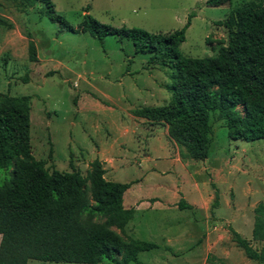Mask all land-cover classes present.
Masks as SVG:
<instances>
[{
    "label": "rangeland",
    "instance_id": "rangeland-1",
    "mask_svg": "<svg viewBox=\"0 0 264 264\" xmlns=\"http://www.w3.org/2000/svg\"><path fill=\"white\" fill-rule=\"evenodd\" d=\"M204 1L51 0L73 29L86 12L114 28L169 33L192 13L177 47L191 58L214 55L226 39L215 21L249 0L219 6ZM38 10L39 4L23 10L0 0V17L11 24L0 25V92L28 95L31 153L47 168L84 174L98 158L105 179L139 183L142 192L136 197L142 202L124 233L158 247L139 252L138 262L128 264H264L246 258L228 230L250 239L253 207L264 202V138L231 140L222 122L211 117L207 157H186L165 123L132 114L168 102V67L149 65L147 55L134 53L126 38L104 35L98 41L88 31H70L39 16ZM28 39L35 48L33 61ZM9 171L0 168V182ZM179 200L190 207L178 209ZM249 242L256 249L262 245ZM26 264L86 263L28 259Z\"/></svg>",
    "mask_w": 264,
    "mask_h": 264
},
{
    "label": "trees",
    "instance_id": "trees-1",
    "mask_svg": "<svg viewBox=\"0 0 264 264\" xmlns=\"http://www.w3.org/2000/svg\"><path fill=\"white\" fill-rule=\"evenodd\" d=\"M10 1L23 10L39 4V16L70 31H88L98 41L104 35L126 38L134 53L147 55L149 65L168 67V102L138 107L132 114L165 123L168 135L183 147L186 157H207L211 117L222 122L231 140L264 138V2L243 1L229 10L225 18L215 21L226 33L215 54L191 58L180 55L177 47L192 13L181 28L169 33L114 28L86 12L73 29L55 13L51 0ZM227 2L205 0L204 4ZM0 25L11 26L2 17ZM27 54L30 61L35 60L29 39ZM8 167L9 176L0 182V264H26L28 259L86 264L104 259L107 264H128L138 262L139 252L158 247L124 233L134 214L132 207L122 205L129 182L105 179L98 158L88 163L84 174L78 169L47 168L31 153L28 95L0 92V168ZM177 207L189 205L180 200ZM252 212L249 240L262 243L260 248L228 230L246 258L264 263V202H257Z\"/></svg>",
    "mask_w": 264,
    "mask_h": 264
},
{
    "label": "crops",
    "instance_id": "crops-1",
    "mask_svg": "<svg viewBox=\"0 0 264 264\" xmlns=\"http://www.w3.org/2000/svg\"><path fill=\"white\" fill-rule=\"evenodd\" d=\"M98 110H100V109H98ZM140 119H143V118H140ZM92 128H93V126H92ZM124 131H127V130H124ZM131 131H133V129ZM143 158L149 160L151 157H149V155H143ZM169 162L171 164H175L174 162L172 163V161H169ZM138 180H140V179H138ZM112 181H115V180H112ZM123 182H129V186L125 189V191L122 194V205L126 208L132 207L134 209V212H135L137 210V208L139 207V204L142 202L140 199H137L136 195L141 193L142 189L138 186V184H139L138 182H136V184L134 183V180L133 181H123ZM129 192H130L131 200L130 199L127 200V195ZM187 205H189V204H187ZM189 207H190V205H189ZM250 224L252 226V222ZM251 226H250V231H251ZM233 230L236 231V229H233ZM187 258H189V257L188 256L184 257V260H188Z\"/></svg>",
    "mask_w": 264,
    "mask_h": 264
}]
</instances>
